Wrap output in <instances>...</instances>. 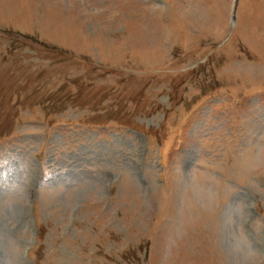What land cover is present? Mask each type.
<instances>
[{"label":"rangeland","instance_id":"374dc122","mask_svg":"<svg viewBox=\"0 0 264 264\" xmlns=\"http://www.w3.org/2000/svg\"><path fill=\"white\" fill-rule=\"evenodd\" d=\"M0 264H264V0H0Z\"/></svg>","mask_w":264,"mask_h":264}]
</instances>
